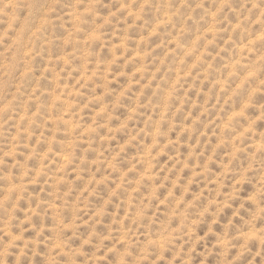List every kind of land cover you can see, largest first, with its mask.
<instances>
[{
    "label": "rangeland",
    "instance_id": "obj_1",
    "mask_svg": "<svg viewBox=\"0 0 264 264\" xmlns=\"http://www.w3.org/2000/svg\"><path fill=\"white\" fill-rule=\"evenodd\" d=\"M0 264H264V0H0Z\"/></svg>",
    "mask_w": 264,
    "mask_h": 264
}]
</instances>
